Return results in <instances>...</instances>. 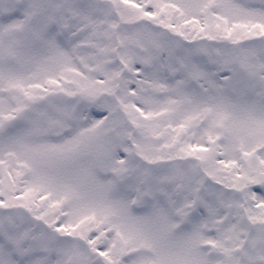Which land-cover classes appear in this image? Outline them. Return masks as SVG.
Instances as JSON below:
<instances>
[{"label":"snow or ice","instance_id":"snow-or-ice-1","mask_svg":"<svg viewBox=\"0 0 264 264\" xmlns=\"http://www.w3.org/2000/svg\"><path fill=\"white\" fill-rule=\"evenodd\" d=\"M0 264H264V0H0Z\"/></svg>","mask_w":264,"mask_h":264}]
</instances>
